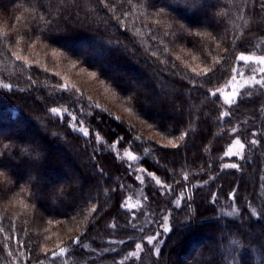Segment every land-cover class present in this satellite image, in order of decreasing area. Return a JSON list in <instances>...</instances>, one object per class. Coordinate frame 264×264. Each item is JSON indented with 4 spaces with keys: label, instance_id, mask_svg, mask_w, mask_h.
Instances as JSON below:
<instances>
[{
    "label": "trees",
    "instance_id": "obj_1",
    "mask_svg": "<svg viewBox=\"0 0 264 264\" xmlns=\"http://www.w3.org/2000/svg\"><path fill=\"white\" fill-rule=\"evenodd\" d=\"M262 39L259 0H0V264H142L146 253L151 264H264V89L243 91L223 120L210 95ZM56 57L96 72L106 95L65 81ZM61 106L89 136L49 111ZM232 134L243 159L224 157ZM121 137L135 167L172 186L147 177L142 210L120 206L137 183L109 148Z\"/></svg>",
    "mask_w": 264,
    "mask_h": 264
},
{
    "label": "rangeland",
    "instance_id": "obj_2",
    "mask_svg": "<svg viewBox=\"0 0 264 264\" xmlns=\"http://www.w3.org/2000/svg\"><path fill=\"white\" fill-rule=\"evenodd\" d=\"M241 54L252 57L253 59L250 60L248 63L237 60V64L234 67V69H236V72L235 73L233 72V74H232L231 78L228 80V82L225 85H223L222 87L212 91V92H216L217 95L221 98L222 105H223V112H225V111L229 112V108H230L227 104L224 103V97H231L232 93L236 90H239V92L241 94L246 89H249V88H252L253 86H256V84L251 79V77L255 76L257 79H260L261 76H264V74L259 72V68L261 66H264V65H261L259 63V59H258L260 57H264V39H262L261 41L258 42V44L254 50H252L248 53H241ZM241 54H239V55H241ZM54 59L57 63L56 66L58 69V73H60L61 77L65 81L69 82L72 85H74L73 81L78 82L79 84L83 85V87L89 88L90 91H93L96 94L106 95L105 92L103 90L99 89L96 86L95 82L92 81L93 76H90L83 69L76 67L72 64H69L66 61H64L58 57H56ZM54 59H53V61H54ZM56 73H57V71H56ZM233 76H235V79H233ZM246 81H247V86L241 87L242 85H245ZM90 86H93V87L90 88ZM257 86H259V85H257ZM259 87H261V86H259ZM63 88H65V87H63ZM262 89H264V87H262ZM57 108H59L61 111H60V114L56 115V116L65 115V113H64L65 107L61 106V107H57ZM67 116L70 118L71 116H75V115L73 114V111L69 110ZM70 123H71V125L73 124V121L71 119H70ZM81 125H83V124L76 122L75 131H77L83 135V133L79 131V128ZM83 127L86 128L84 125H83ZM237 139H239V137L235 134H232L231 140L226 145L225 150H224V157L225 158L237 157V155H235V153H239L241 151L239 149V146L235 143V141ZM113 144H115V143H113ZM113 144H111L109 146V148L114 152V154L119 159L125 161L129 166H131L133 170H135L134 178H135V181L137 183L136 184H129V185L127 184L131 190H130V195L127 196V198H126L125 208H127L129 210H139V209L142 210L145 206V203H144L143 197H142V195H143L142 190H143L145 185H144V183H141L140 181H138L136 179V176L142 175L144 177V182L146 181V178L148 176L145 173H142L139 171L141 168L135 167L137 159L133 160V161L128 160V156L126 155V152H130L135 157H137V155L133 154L129 150V148L120 149L118 147V145L116 146V148H113L112 147ZM148 179L151 182L155 183V180H152L150 177H148ZM178 197L181 199L182 193H179ZM169 224H170V221H169ZM157 242H155L154 245H150L151 246L150 251L153 250L152 254H154V255L157 254L156 248H159V244ZM142 252L144 253L145 249L144 250L143 249L136 250L135 255H133V256L136 257V259H139ZM151 261H152L151 255L149 253H146L144 260L141 263L142 264H151L152 263Z\"/></svg>",
    "mask_w": 264,
    "mask_h": 264
},
{
    "label": "snow or ice",
    "instance_id": "obj_3",
    "mask_svg": "<svg viewBox=\"0 0 264 264\" xmlns=\"http://www.w3.org/2000/svg\"><path fill=\"white\" fill-rule=\"evenodd\" d=\"M100 2L103 3V0H100ZM181 2H187V0H181ZM195 3H196V0H192V4H195ZM259 3H260L261 11H264V0H259ZM181 28H183V26H181ZM17 59H19V57H18ZM252 59H253L252 57L246 56V55H244V54H241V55L237 56V60L243 61V62H245V63H248V62H249L250 60H252ZM258 59H259V63H260L261 65H264V57H260V58H258ZM219 63H220L219 60H214V62H213L214 65H215V64H219ZM213 70H214L213 67H204V68H202L199 72H197L196 75H197V76H204V77H207L209 73L213 72ZM193 71H195V70H193ZM233 72L235 73V72H236V69H233ZM259 72L262 73V74H264V66H261V67L259 68ZM89 75L94 77V76H96V72H89ZM233 79H235V76H233ZM251 79L254 81V83H255L256 85H259V86H261V87H264V76H261L260 79H257L255 76H253V77H251ZM245 86H247V81L245 82V85H242L241 87H245ZM5 87H7V86L5 85ZM210 95H212V96H216L217 93H216V92H210ZM241 99H243V97L241 96L239 90H236V91H234V92L232 93V96H231V97H224V103L227 104L229 107H231L233 104H237L238 100H241ZM49 111H50L52 114H54V115H59L61 110H60L59 108L53 107V108L49 109ZM68 112H69V110H68L67 108H65V109H64V113H65L66 117H67ZM230 114H231V113L228 112V111L222 112V113H221V116H220V119L223 120L225 117L229 116ZM70 119L73 121V124L70 125V127H73V129L75 130V124H76V122H77V118H76L75 116H71ZM79 131L82 132L83 135H84L85 137L89 136V130L86 129V128H84L83 125L80 126ZM232 132H233V133L236 132V128H233V129H232ZM54 135H55V133H54ZM185 135H186V134H182V135H180L179 139H180L181 141H183V140L185 139ZM252 135H253V136H256L257 134L254 132V133H252ZM123 139H124L123 137L119 138V139L116 141V143L112 145V147H113V148H116L117 144H119ZM96 140H97V142H99V141H100V137L97 136V137H96ZM235 143L239 146V149L241 150L239 153H235V155H237L238 159H243V154H242V153H243V150H244V148H245V143L241 142L240 139H237V140L235 141ZM259 143H260V141L257 140V139H252V140L250 141V144H251L252 146H256V145H258ZM168 144H169L171 147H173V148H176V147H177V144L174 143L172 140H169V141H168ZM144 151H145V155H147L149 150L146 148ZM126 155L128 156V160H129V161H133V160L138 159V157L133 156L130 152H126ZM2 157H3V153H0V158H2ZM240 167H241L240 164H239V163H235V162H234V163L224 164V165H223V168H225V169L231 168V169H237V170H239ZM139 171L142 172V173H145V174H146L148 177H150L152 180H155V184H156L157 186H159L160 188H167V189L169 190V192H171V190H172V186H171V185H165L160 179L156 178V176H155L152 172L147 171V169H140ZM5 176H6L5 171L0 170V177H5ZM136 179H137L138 181H140L141 183H144V177H143L142 175H140V176H136ZM184 179L187 180L188 177L185 176ZM261 179L264 180V177H261ZM204 183H207V181H205ZM123 187H124V185L121 184V188H123ZM193 187H197V185H193ZM262 188H264V185H262ZM216 198H217V197H216V193H213V194H212V200H213V202L216 201ZM228 198H229V199H232V200L235 199V189L233 190L232 193L229 194V197H228ZM143 199H144V201H147V200H148V196H147V195H144V196H143ZM181 199H184V197H181ZM181 199H177L176 201H174V205H175V207H180ZM187 199L191 200V197H188ZM120 206H121L122 208L125 207L124 204H121ZM188 207L190 208L191 205L189 204ZM233 211L235 212L236 209L234 208ZM231 214H232V213H229V215H231ZM145 215H147V213H145ZM154 215H155V213H153V216H154ZM251 215H252L253 217H255V216L258 215V213L256 212V210H255L254 208L251 209ZM151 222H152V220H151V218H150V219L148 220V223H151ZM129 223H132V222L129 221ZM168 225H169V216H168V215H164L163 218H162V225H161L163 233H168V232H170L171 229L169 228ZM110 227H113V228H114L115 225L112 224V225H110ZM132 227L135 228L136 225H135V224H132ZM142 230H143V229H141V231H142ZM159 236H160V233H159V232H157L155 235H149V236H147V238H146V242H147V244H148V245H154V243L158 241V237H159ZM118 242H119V243H124V241H118ZM159 242H160V243H163V241H159ZM79 243H80L79 238H73V239L71 240V244H72V245H77V244H79ZM109 243H117V241H110ZM82 247H83L85 250H87V249L89 248V245L84 244V245H82ZM135 247H136L137 249H140V248L142 247V245H141L140 243H137V244L135 245ZM42 251H47V250H46V249H42ZM66 251H67V249H66L65 247H63V246H58V251H55V250L52 251L51 256H52V258H55L57 255H61V256H62V255H64V254L66 253ZM103 251H111V252H115L116 249H115V248H107V249H104ZM159 251H160V249H159V248H156V252H157V254L159 253ZM97 254L99 255V253H97ZM130 255H135V253H131ZM126 258H127V257H126ZM118 264H121V262H118Z\"/></svg>",
    "mask_w": 264,
    "mask_h": 264
}]
</instances>
